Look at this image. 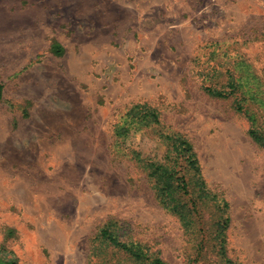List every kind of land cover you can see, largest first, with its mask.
<instances>
[{
  "label": "rangeland",
  "instance_id": "1",
  "mask_svg": "<svg viewBox=\"0 0 264 264\" xmlns=\"http://www.w3.org/2000/svg\"><path fill=\"white\" fill-rule=\"evenodd\" d=\"M227 70L246 113L203 87ZM0 82V264H147L108 224L170 264H264V0H0ZM173 135L206 186L191 168L194 232L145 165Z\"/></svg>",
  "mask_w": 264,
  "mask_h": 264
},
{
  "label": "trees",
  "instance_id": "2",
  "mask_svg": "<svg viewBox=\"0 0 264 264\" xmlns=\"http://www.w3.org/2000/svg\"><path fill=\"white\" fill-rule=\"evenodd\" d=\"M51 50L56 54L61 55L64 48L58 42H53ZM229 76L222 86L207 82L203 84L204 89L212 95L218 97H233L236 108L241 112H247L245 106L246 101L254 98L248 89V84L244 79L231 70H227ZM4 94V84L0 82V101ZM250 94L249 98L248 95ZM139 114V113H138ZM142 119L147 122H158L159 118L154 109L146 108L142 111ZM248 114V113H247ZM249 117L254 119V116L249 112ZM251 135L257 141H262V136L256 129L250 130ZM167 153L163 160L158 162L146 163V168L149 170V175L154 182L155 194L159 203L167 210L179 215L183 226L187 231H195L200 218L198 201L188 200L190 195V177L189 171L192 168L195 174L198 173V181L201 183L200 191L205 190V182L201 179L198 161L193 151V146L187 139L178 135L166 136ZM228 219V218H227ZM100 237L106 242L127 254L130 258H134L135 262L141 263L147 261V264H170L161 258L158 254L149 257V253L141 248V245L136 240H125L112 230L110 224L100 230ZM198 237V236H197ZM201 241L198 244L200 247ZM232 264V263H231Z\"/></svg>",
  "mask_w": 264,
  "mask_h": 264
}]
</instances>
